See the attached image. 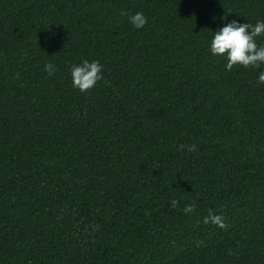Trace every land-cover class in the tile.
Returning a JSON list of instances; mask_svg holds the SVG:
<instances>
[{"label": "trees", "instance_id": "1", "mask_svg": "<svg viewBox=\"0 0 264 264\" xmlns=\"http://www.w3.org/2000/svg\"><path fill=\"white\" fill-rule=\"evenodd\" d=\"M234 19L264 0H0V264H264V64L208 50Z\"/></svg>", "mask_w": 264, "mask_h": 264}, {"label": "clouds", "instance_id": "2", "mask_svg": "<svg viewBox=\"0 0 264 264\" xmlns=\"http://www.w3.org/2000/svg\"><path fill=\"white\" fill-rule=\"evenodd\" d=\"M121 15H127L121 11ZM226 15L220 17L221 20ZM131 25L140 29L147 23V18L142 12H136L128 16ZM264 35V21L258 20L254 25L250 23H241L239 20H231L222 24L218 31H214L208 43V50L213 56H223L226 60L225 70L232 69L233 65H240L245 68L252 66L258 68L264 64V44L258 45L256 38ZM103 65L98 60L83 59L77 64L70 65L69 74L72 87L83 93L93 88L95 84L103 78ZM44 71L51 75L55 71V66L51 62L44 64ZM257 82L264 84V70L257 75ZM181 148L187 147L188 151L196 148L195 144L180 145ZM177 201L172 199L170 206L175 207ZM195 205H185L183 212L191 214ZM218 225L223 227V217L219 214H213L209 210L208 215L203 218V223Z\"/></svg>", "mask_w": 264, "mask_h": 264}]
</instances>
